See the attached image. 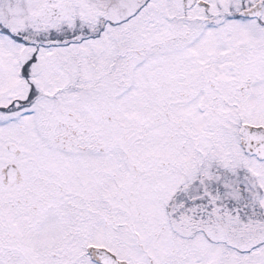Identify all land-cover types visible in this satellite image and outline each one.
<instances>
[{"label": "snow or ice", "instance_id": "snow-or-ice-1", "mask_svg": "<svg viewBox=\"0 0 264 264\" xmlns=\"http://www.w3.org/2000/svg\"><path fill=\"white\" fill-rule=\"evenodd\" d=\"M0 264H264V0H0Z\"/></svg>", "mask_w": 264, "mask_h": 264}]
</instances>
